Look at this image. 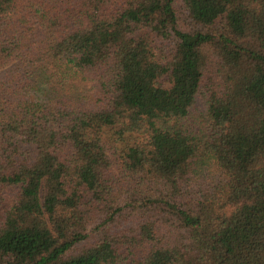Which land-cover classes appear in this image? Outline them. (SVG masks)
<instances>
[{"label": "trees", "instance_id": "1", "mask_svg": "<svg viewBox=\"0 0 264 264\" xmlns=\"http://www.w3.org/2000/svg\"><path fill=\"white\" fill-rule=\"evenodd\" d=\"M0 264H264V0H0Z\"/></svg>", "mask_w": 264, "mask_h": 264}]
</instances>
